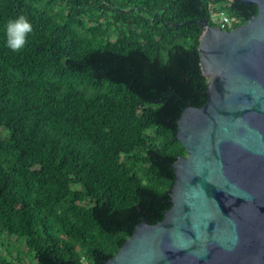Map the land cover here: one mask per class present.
<instances>
[{
    "label": "trees",
    "instance_id": "trees-1",
    "mask_svg": "<svg viewBox=\"0 0 264 264\" xmlns=\"http://www.w3.org/2000/svg\"><path fill=\"white\" fill-rule=\"evenodd\" d=\"M239 0H0V264H104L171 208L178 120L208 98L199 20ZM33 25L20 52L9 19ZM8 242V243H6ZM9 248L5 251L3 248Z\"/></svg>",
    "mask_w": 264,
    "mask_h": 264
},
{
    "label": "water",
    "instance_id": "water-1",
    "mask_svg": "<svg viewBox=\"0 0 264 264\" xmlns=\"http://www.w3.org/2000/svg\"><path fill=\"white\" fill-rule=\"evenodd\" d=\"M233 28L199 20L208 98L176 139L172 206L144 219L104 264H264V0Z\"/></svg>",
    "mask_w": 264,
    "mask_h": 264
},
{
    "label": "clouds",
    "instance_id": "clouds-1",
    "mask_svg": "<svg viewBox=\"0 0 264 264\" xmlns=\"http://www.w3.org/2000/svg\"><path fill=\"white\" fill-rule=\"evenodd\" d=\"M32 32L33 25L26 15L20 14L9 19L5 29L6 46L13 52H20L27 45Z\"/></svg>",
    "mask_w": 264,
    "mask_h": 264
},
{
    "label": "rangeland",
    "instance_id": "rangeland-1",
    "mask_svg": "<svg viewBox=\"0 0 264 264\" xmlns=\"http://www.w3.org/2000/svg\"><path fill=\"white\" fill-rule=\"evenodd\" d=\"M6 134L5 128L0 125V135L4 136ZM9 240L11 242V248L4 247L3 249L6 251L8 248L13 253L14 257L21 256L25 264H36V259L33 257L32 253L29 251L28 247L21 240H18L15 235H10ZM8 243V242H6Z\"/></svg>",
    "mask_w": 264,
    "mask_h": 264
},
{
    "label": "built area",
    "instance_id": "built-area-1",
    "mask_svg": "<svg viewBox=\"0 0 264 264\" xmlns=\"http://www.w3.org/2000/svg\"><path fill=\"white\" fill-rule=\"evenodd\" d=\"M213 10V19L220 25L222 28H233L238 24L242 23L241 19L237 16L231 15L225 10Z\"/></svg>",
    "mask_w": 264,
    "mask_h": 264
}]
</instances>
